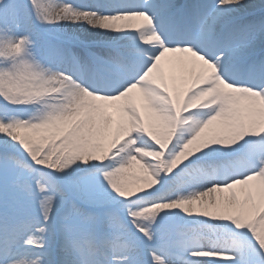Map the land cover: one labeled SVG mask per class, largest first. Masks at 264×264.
Instances as JSON below:
<instances>
[{
    "label": "snow or ice",
    "instance_id": "6c2138e0",
    "mask_svg": "<svg viewBox=\"0 0 264 264\" xmlns=\"http://www.w3.org/2000/svg\"><path fill=\"white\" fill-rule=\"evenodd\" d=\"M0 264H264V0H0Z\"/></svg>",
    "mask_w": 264,
    "mask_h": 264
}]
</instances>
